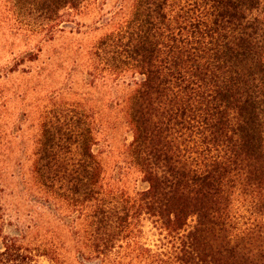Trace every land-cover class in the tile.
<instances>
[{
	"label": "trees",
	"instance_id": "trees-1",
	"mask_svg": "<svg viewBox=\"0 0 264 264\" xmlns=\"http://www.w3.org/2000/svg\"><path fill=\"white\" fill-rule=\"evenodd\" d=\"M11 1L53 37L63 12L88 0ZM132 3L97 51L111 75L137 79L128 153L146 187L132 196L105 184L92 117L78 104L44 114L36 185L80 220L98 258L127 247L154 257L140 241L146 219L169 247L166 264H264V0ZM26 240L0 218V264H56Z\"/></svg>",
	"mask_w": 264,
	"mask_h": 264
},
{
	"label": "rangeland",
	"instance_id": "rangeland-1",
	"mask_svg": "<svg viewBox=\"0 0 264 264\" xmlns=\"http://www.w3.org/2000/svg\"><path fill=\"white\" fill-rule=\"evenodd\" d=\"M132 2L88 0L64 11L51 37L38 33L40 14L0 0V218L18 225L26 244L41 246L54 255L56 264L168 261L164 237L146 219L140 241L154 257L128 247L111 257H96L84 245L80 220L49 199L33 177L44 114L54 106L78 104L92 117L105 184L132 196L146 187L128 153L133 140L128 100L137 79L132 72L111 75L107 54L97 51L107 49L100 41L127 21ZM40 262L51 264L46 257Z\"/></svg>",
	"mask_w": 264,
	"mask_h": 264
}]
</instances>
